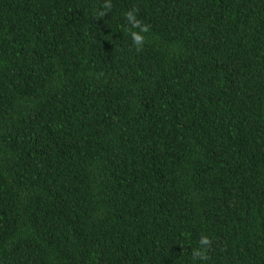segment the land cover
I'll list each match as a JSON object with an SVG mask.
<instances>
[{"label":"trees","instance_id":"16d2710c","mask_svg":"<svg viewBox=\"0 0 264 264\" xmlns=\"http://www.w3.org/2000/svg\"><path fill=\"white\" fill-rule=\"evenodd\" d=\"M0 264H264V0H0Z\"/></svg>","mask_w":264,"mask_h":264},{"label":"clouds","instance_id":"9594fccd","mask_svg":"<svg viewBox=\"0 0 264 264\" xmlns=\"http://www.w3.org/2000/svg\"><path fill=\"white\" fill-rule=\"evenodd\" d=\"M110 3L105 4V7L108 8L110 7ZM105 13L101 12L99 15L103 16ZM128 21L131 24L132 28H138L139 31H133L131 32V38H132V42L133 44L139 49L143 43H144V36L142 35V33L147 32L148 31V27L147 25H143L141 24V22L139 20L136 19L134 12L129 11L127 13H125ZM210 244V241L208 239L207 236H201L200 240H199V245L200 247L197 249H194L192 252V256L193 258H205V250H206V246H208Z\"/></svg>","mask_w":264,"mask_h":264}]
</instances>
